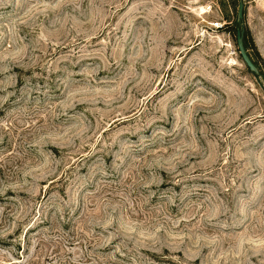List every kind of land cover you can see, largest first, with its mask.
Listing matches in <instances>:
<instances>
[{
	"label": "rangeland",
	"instance_id": "1",
	"mask_svg": "<svg viewBox=\"0 0 264 264\" xmlns=\"http://www.w3.org/2000/svg\"><path fill=\"white\" fill-rule=\"evenodd\" d=\"M237 3L0 0V264H264V0L258 74Z\"/></svg>",
	"mask_w": 264,
	"mask_h": 264
},
{
	"label": "water",
	"instance_id": "2",
	"mask_svg": "<svg viewBox=\"0 0 264 264\" xmlns=\"http://www.w3.org/2000/svg\"><path fill=\"white\" fill-rule=\"evenodd\" d=\"M243 10H244L243 0H238L237 9H236V16H235V20L237 22L242 21ZM243 37H244V29L242 26H240V27L236 28V30H235V43H236V47L238 50V54L241 58V61L245 65V67L248 69V71L251 72L252 74H258V69L253 64L251 58L249 57V55L245 49Z\"/></svg>",
	"mask_w": 264,
	"mask_h": 264
},
{
	"label": "trees",
	"instance_id": "3",
	"mask_svg": "<svg viewBox=\"0 0 264 264\" xmlns=\"http://www.w3.org/2000/svg\"><path fill=\"white\" fill-rule=\"evenodd\" d=\"M235 16H236V14H235ZM238 27H239V22L234 21V24H233L232 26L229 27L228 32H229L230 34H232V36L235 37V30H236V28H238ZM234 39H235V38H234ZM243 41H244V39H243ZM244 46H245V43H244ZM245 49H246V46H245ZM253 64L256 66V68H258L257 65H256L254 62H253Z\"/></svg>",
	"mask_w": 264,
	"mask_h": 264
}]
</instances>
